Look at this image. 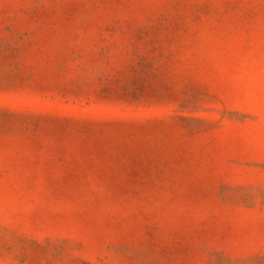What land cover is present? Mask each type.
Returning a JSON list of instances; mask_svg holds the SVG:
<instances>
[{"label": "rangeland", "instance_id": "rangeland-1", "mask_svg": "<svg viewBox=\"0 0 264 264\" xmlns=\"http://www.w3.org/2000/svg\"><path fill=\"white\" fill-rule=\"evenodd\" d=\"M0 264H264V0H0Z\"/></svg>", "mask_w": 264, "mask_h": 264}]
</instances>
